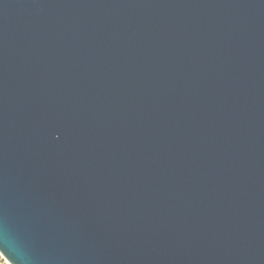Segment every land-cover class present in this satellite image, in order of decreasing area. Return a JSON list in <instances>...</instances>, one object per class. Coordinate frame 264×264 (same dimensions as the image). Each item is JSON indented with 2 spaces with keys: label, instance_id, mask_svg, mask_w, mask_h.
I'll list each match as a JSON object with an SVG mask.
<instances>
[{
  "label": "water",
  "instance_id": "95a60500",
  "mask_svg": "<svg viewBox=\"0 0 264 264\" xmlns=\"http://www.w3.org/2000/svg\"><path fill=\"white\" fill-rule=\"evenodd\" d=\"M9 264H264V0H0Z\"/></svg>",
  "mask_w": 264,
  "mask_h": 264
},
{
  "label": "built area",
  "instance_id": "2783aa9c",
  "mask_svg": "<svg viewBox=\"0 0 264 264\" xmlns=\"http://www.w3.org/2000/svg\"><path fill=\"white\" fill-rule=\"evenodd\" d=\"M3 263H8V262L6 261L2 253L0 252V264H3Z\"/></svg>",
  "mask_w": 264,
  "mask_h": 264
},
{
  "label": "crops",
  "instance_id": "0c3cea01",
  "mask_svg": "<svg viewBox=\"0 0 264 264\" xmlns=\"http://www.w3.org/2000/svg\"><path fill=\"white\" fill-rule=\"evenodd\" d=\"M3 264H9V263H3Z\"/></svg>",
  "mask_w": 264,
  "mask_h": 264
}]
</instances>
